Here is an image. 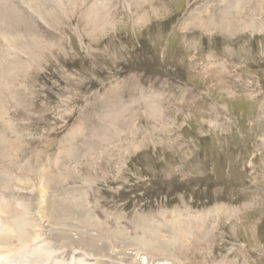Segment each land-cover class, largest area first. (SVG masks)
I'll return each instance as SVG.
<instances>
[{"label":"rangeland","instance_id":"1","mask_svg":"<svg viewBox=\"0 0 264 264\" xmlns=\"http://www.w3.org/2000/svg\"><path fill=\"white\" fill-rule=\"evenodd\" d=\"M247 1L259 30L218 28L237 16L222 0H0V231L18 245L0 237V264L123 263L59 234L264 264V0Z\"/></svg>","mask_w":264,"mask_h":264},{"label":"bare ground","instance_id":"2","mask_svg":"<svg viewBox=\"0 0 264 264\" xmlns=\"http://www.w3.org/2000/svg\"><path fill=\"white\" fill-rule=\"evenodd\" d=\"M220 1V0H219ZM223 2V7H222V12H221V19L228 16L227 18H234L232 16V14L235 17V20H221L219 23L217 22H214L216 26H218V28L222 29L223 31H229V32H233V31H237V30H245L246 28H249L251 30H259L261 29V24L259 23V21L256 19V17L254 16H251V14H248L246 15V13L244 12V10L246 9L245 8V3L248 2L250 3V1H247V0H222ZM255 2V1H253ZM256 4H258L257 2H255ZM221 4V2H220ZM222 5V4H221ZM247 5V4H246ZM251 5V4H250ZM257 6V5H256ZM207 7V6H206ZM248 7V6H247ZM253 7V6H252ZM252 7L250 8L251 10ZM255 7V6H254ZM220 8V7H219ZM249 9V10H250ZM256 9V8H255ZM263 10V9H262ZM235 12V13H234ZM252 12V11H251ZM250 12V13H251ZM255 14V12H254ZM258 14V13H257ZM45 15V14H44ZM246 15V16H245ZM256 15V14H255ZM263 16V15H262ZM264 17V16H263ZM261 18V17H260ZM204 22V21H203ZM201 22L200 25L202 26H205L204 23ZM215 26V27H216ZM264 27V26H263ZM236 33V32H235ZM25 40V39H24ZM18 68V67H17ZM1 82V81H0ZM2 83V82H1ZM10 90V89H9ZM1 98V97H0ZM2 101V99H1ZM3 102V101H2ZM1 102V103H2ZM2 105V104H1ZM1 107V106H0ZM8 109V108H7ZM3 110V109H2ZM2 112V111H1ZM5 112V111H4ZM3 113V112H2ZM6 132V131H4ZM1 133V132H0ZM9 136V135H8ZM4 142V143H3ZM6 142V139H5V136H4V133L3 134H0V158H4V160L1 161L2 164H7V159L5 158V155L7 154L6 153V150L4 149V145L6 146L5 144ZM13 142V141H12ZM10 146V145H9ZM10 149V148H9ZM81 153V152H80ZM63 156V155H62ZM67 156V155H66ZM12 160H10V163H11ZM65 162V161H64ZM36 163V162H35ZM15 165V163H13ZM8 165H12L9 164L8 162ZM23 169V168H22ZM32 172V171H30ZM28 171H25V170H21L20 171V174L22 175H26L28 173H30ZM41 174V173H40ZM2 175V174H1ZM44 179L47 180L49 178L48 174H44ZM22 180V179H21ZM50 181V179H49ZM59 181V180H58ZM4 183V182H3ZM55 184V183H54ZM22 185V184H21ZM9 186V185H8ZM5 189V187H2ZM7 188V187H6ZM31 188V187H30ZM37 188V187H36ZM2 190V189H1ZM9 190V189H8ZM7 191V189H6ZM2 192V191H1ZM12 198V197H11ZM7 201V200H6ZM73 202V201H72ZM10 203V202H9ZM1 204V203H0ZM61 205H54L55 207H58V210H60V208H63V206H66L67 209H69L70 207L68 205H66L64 203V200H62V202L60 203ZM53 204H51L50 206H52ZM54 206L52 208H54ZM72 206V205H70ZM77 206V205H76ZM79 206V205H78ZM8 207V205H7ZM10 207V206H9ZM74 209L73 207L71 208V210ZM83 211V210H82ZM51 212V211H50ZM84 212V211H83ZM77 213V212H76ZM82 214V213H81ZM15 216V215H14ZM78 216V215H77ZM145 219V218H144ZM151 219V218H150ZM147 222H149V220H145L143 223V228H145V230L147 231H150L152 226H151V222H149V224H147ZM7 223H10L9 220ZM19 222L16 221L12 226V228L20 234L21 237H19V240H25L28 238V235L25 233V225H22L21 223H19L21 225V229L19 227ZM84 224V223H83ZM157 224V223H156ZM4 226V225H3ZM8 226V224H7ZM6 226V227H7ZM15 226V227H13ZM10 226H8L9 228ZM5 228V226H4ZM148 228V229H146ZM3 229V228H2ZM153 229H155L153 227ZM44 230V229H43ZM174 230V229H173ZM195 230V229H194ZM22 231V232H21ZM172 231V230H171ZM192 231V230H190ZM13 232V231H12ZM45 232V231H44ZM49 232V231H48ZM151 235V232L149 233ZM156 234V233H155ZM171 234V233H170ZM146 235V234H145ZM159 235V233L157 232V236ZM191 235V234H190ZM194 235V234H193ZM11 238H10V237ZM8 236V233L6 231H0V237L3 238V239H7L9 240V242L11 243V249L13 251H15L14 253L11 254V257L12 260L15 261V256H13V254H17V250H18V245L15 244V242L13 243L12 240L15 239L14 238V233H13V237L11 236V234ZM55 236V235H54ZM144 237V236H143ZM141 237V238H143ZM146 237V236H145ZM57 239H59V241H61L63 244L66 245L67 249H65V251H68L69 249L68 248H76V249H86L90 252V255L91 256H95V255H103V256H109L111 259H120V261H123L122 264H157L158 262H160L159 260V256L163 255V254H170L171 252V248H172V244L169 242H166L165 238L162 239H159V236L154 238L151 237V238H145V239H140L139 240V243H140V246L141 248L136 250L138 251L136 254H133V253H130V252H116L114 250L111 249V247H108V246H105V245H99V242H97L95 238H82V239H75L74 237L72 236H68L67 234H59L57 235V237H55ZM172 238V237H171ZM185 236L183 234V231L179 228H177V231H174V234H173V238L171 239L172 243L175 245L176 243L179 244V243H182V242H185ZM107 244V243H105ZM25 246V244L23 245V247ZM27 246V245H26ZM30 246V245H29ZM110 246V245H109ZM139 246V245H138ZM64 248V247H63ZM17 249V250H16ZM6 251H8L7 249H0V252H2V254H0V256H5L3 255L4 253H6ZM36 253H38L36 250H32ZM71 251V250H70ZM74 252H78L80 253L81 251H74ZM83 253V252H82ZM40 254V253H38ZM147 255L145 256L144 258V261L141 260V257L139 255ZM86 255V254H85ZM19 257V262H21V264H24L22 262H25L24 260H22V257L20 254L17 255ZM86 257H88L86 255ZM25 260L29 261V263L31 264H34L30 259H31V254L28 253L25 255ZM89 258V257H88ZM97 258V257H96ZM95 258V259H96ZM172 258V257H171ZM52 259V256H50L49 260ZM98 259V258H97ZM159 259V260H158ZM4 260V259H2ZM9 260V259H7ZM48 260V261H49ZM6 261V260H4ZM10 261V260H9ZM12 262V261H11ZM18 262V263H19ZM17 263V262H15ZM103 264H113V261L112 263L109 261L105 262V260L102 261ZM5 264V263H3ZM25 264H27L25 262ZM47 264H50V262ZM95 264V263H94ZM99 264V263H97Z\"/></svg>","mask_w":264,"mask_h":264}]
</instances>
